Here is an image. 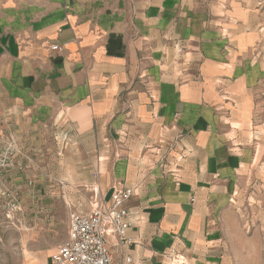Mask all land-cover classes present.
Returning a JSON list of instances; mask_svg holds the SVG:
<instances>
[{
	"label": "crops",
	"instance_id": "crops-1",
	"mask_svg": "<svg viewBox=\"0 0 264 264\" xmlns=\"http://www.w3.org/2000/svg\"><path fill=\"white\" fill-rule=\"evenodd\" d=\"M258 5L187 21L188 0H0V139L53 138L61 197L79 213L78 187L136 189L116 262L264 264L250 253L264 242L230 253L231 198L264 192ZM56 242L26 264H48Z\"/></svg>",
	"mask_w": 264,
	"mask_h": 264
},
{
	"label": "rangeland",
	"instance_id": "rangeland-1",
	"mask_svg": "<svg viewBox=\"0 0 264 264\" xmlns=\"http://www.w3.org/2000/svg\"><path fill=\"white\" fill-rule=\"evenodd\" d=\"M256 1L264 35V0ZM191 3L193 8L186 11L187 21L200 15L224 17L230 6V0H188ZM178 15V11H172L171 18L177 19ZM259 49L263 56L264 41ZM4 139H0V264H26L49 252L59 238L62 244L68 236L70 215L79 211L76 207L70 209V203L61 197L66 189L62 183L66 171L57 169L55 164L62 153L51 150L53 138L44 137L41 147H25L23 140L21 145L11 136ZM237 192L230 200L234 211L230 214V246L235 248L230 253L242 258L247 255L244 247L249 240L264 242V235L259 234L264 216V192L251 187L239 188ZM83 195L87 196L90 209L94 189L77 188L71 195L77 207L82 205ZM51 221L52 225L43 226ZM250 253L251 258L264 260V249L251 248Z\"/></svg>",
	"mask_w": 264,
	"mask_h": 264
},
{
	"label": "built area",
	"instance_id": "built-area-1",
	"mask_svg": "<svg viewBox=\"0 0 264 264\" xmlns=\"http://www.w3.org/2000/svg\"><path fill=\"white\" fill-rule=\"evenodd\" d=\"M51 50L60 48L55 45ZM173 173L178 178L179 167ZM135 195L136 189L119 184L114 185L109 199L94 189L89 211L70 215L67 239L50 256L48 264H134L129 256L116 262L110 241L115 239L119 245L131 243L127 237L130 229L127 203Z\"/></svg>",
	"mask_w": 264,
	"mask_h": 264
}]
</instances>
